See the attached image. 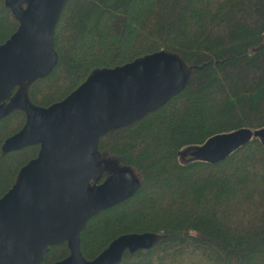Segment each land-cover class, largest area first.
<instances>
[{
	"label": "trees",
	"instance_id": "obj_1",
	"mask_svg": "<svg viewBox=\"0 0 264 264\" xmlns=\"http://www.w3.org/2000/svg\"><path fill=\"white\" fill-rule=\"evenodd\" d=\"M21 25L0 0V45ZM54 48L53 70L25 79L2 103L0 199L40 153L39 142L4 149L31 109L63 101L97 71L166 52L185 83L99 138L94 153L104 169L90 185L129 170L138 189L86 222L80 254L93 262L119 237L138 233L151 234L152 245L124 249L115 264H264L261 140L217 163L184 152L217 134L264 127V0H65ZM70 255L68 241L51 245L41 264Z\"/></svg>",
	"mask_w": 264,
	"mask_h": 264
},
{
	"label": "water",
	"instance_id": "obj_2",
	"mask_svg": "<svg viewBox=\"0 0 264 264\" xmlns=\"http://www.w3.org/2000/svg\"><path fill=\"white\" fill-rule=\"evenodd\" d=\"M24 1L8 0L22 25L0 45V117L2 103L19 84L50 73L57 62L54 37L65 0H30L27 10ZM185 78L176 58L160 52L97 71L63 101L29 111L26 125L4 149L39 142L41 150L0 199V264H41L51 245L65 241L71 255L60 264H115L124 249L152 245L151 234L132 233L116 239L95 261L82 258L79 240L86 222L138 189L129 170L90 185L104 169L94 150L110 127L159 107L179 92ZM253 137L264 145V127L217 134L184 152L217 163Z\"/></svg>",
	"mask_w": 264,
	"mask_h": 264
}]
</instances>
